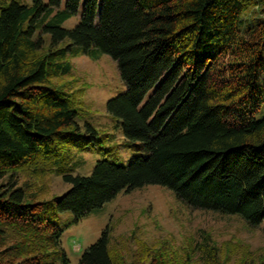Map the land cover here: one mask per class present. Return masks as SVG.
I'll return each instance as SVG.
<instances>
[{
    "label": "trees",
    "instance_id": "16d2710c",
    "mask_svg": "<svg viewBox=\"0 0 264 264\" xmlns=\"http://www.w3.org/2000/svg\"><path fill=\"white\" fill-rule=\"evenodd\" d=\"M81 5L77 23L62 26ZM253 7L264 13V0H0V264H71L59 214L77 222L148 184L194 208L264 222V20H247ZM73 46L116 62L125 90L105 107L136 152L124 164L102 147L85 176L71 161L97 131L77 122L74 92L51 81L71 72ZM19 172L60 174L70 186L38 201ZM192 250L220 264L208 237L152 259L189 264ZM77 264H115L105 231Z\"/></svg>",
    "mask_w": 264,
    "mask_h": 264
},
{
    "label": "rangeland",
    "instance_id": "374dc122",
    "mask_svg": "<svg viewBox=\"0 0 264 264\" xmlns=\"http://www.w3.org/2000/svg\"><path fill=\"white\" fill-rule=\"evenodd\" d=\"M250 10L247 20H264L260 7ZM81 11L82 5L62 26L72 28ZM42 42L48 43L47 35H43ZM68 59L71 72L51 81L74 92L79 107L77 122L82 126L84 122L92 124L97 131V143L103 137L100 145L93 142V147L72 158L73 173L89 175L95 162L103 158L102 147L108 146L113 147L119 162L128 164L136 152L125 145L118 124L105 107L108 99L125 90L116 62L100 52L86 55L79 46H73ZM258 116H264V106ZM18 178L19 185L38 201L62 195L70 186L55 173L35 176L19 172ZM59 221L68 222L62 245L71 264H77L84 249L104 231L115 264H159L152 259L158 252H166L164 255L172 259L178 254L171 253L196 249L207 237L218 249L220 264H257L264 260V222L255 226L238 214L191 207L171 189L158 184L121 191L77 222H73L71 212H62ZM11 237L8 235L6 245L11 243ZM189 264H204L198 250H192Z\"/></svg>",
    "mask_w": 264,
    "mask_h": 264
}]
</instances>
